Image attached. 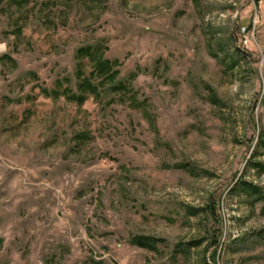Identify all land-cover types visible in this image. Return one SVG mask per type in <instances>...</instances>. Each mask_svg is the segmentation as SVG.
I'll list each match as a JSON object with an SVG mask.
<instances>
[{
  "label": "rangeland",
  "instance_id": "374dc122",
  "mask_svg": "<svg viewBox=\"0 0 264 264\" xmlns=\"http://www.w3.org/2000/svg\"><path fill=\"white\" fill-rule=\"evenodd\" d=\"M0 264H264V0H0Z\"/></svg>",
  "mask_w": 264,
  "mask_h": 264
},
{
  "label": "trees",
  "instance_id": "16d2710c",
  "mask_svg": "<svg viewBox=\"0 0 264 264\" xmlns=\"http://www.w3.org/2000/svg\"><path fill=\"white\" fill-rule=\"evenodd\" d=\"M89 49V53H92V51H94L95 47H87L86 50ZM96 72L98 73V75H105V76H109L111 77V75H113L115 72H113L112 70V62L110 60H105L102 59L98 62V65L96 67ZM87 87H89V89L93 92L96 91V87L95 85H90V83L87 84ZM242 189H244L245 191H251L254 194H259L261 192L260 189H258L256 186L244 182L242 184ZM159 240L157 239H152V238H148V237H138V238H134L132 240V242L134 244H136L137 246L143 247V248H149V249H154L156 243H158Z\"/></svg>",
  "mask_w": 264,
  "mask_h": 264
},
{
  "label": "built area",
  "instance_id": "2783aa9c",
  "mask_svg": "<svg viewBox=\"0 0 264 264\" xmlns=\"http://www.w3.org/2000/svg\"><path fill=\"white\" fill-rule=\"evenodd\" d=\"M244 43H245V44H248V40H245Z\"/></svg>",
  "mask_w": 264,
  "mask_h": 264
},
{
  "label": "water",
  "instance_id": "95a60500",
  "mask_svg": "<svg viewBox=\"0 0 264 264\" xmlns=\"http://www.w3.org/2000/svg\"><path fill=\"white\" fill-rule=\"evenodd\" d=\"M244 32H246V30H244Z\"/></svg>",
  "mask_w": 264,
  "mask_h": 264
}]
</instances>
